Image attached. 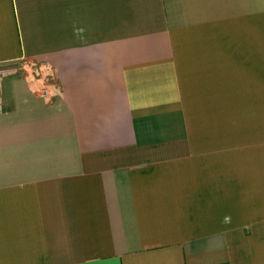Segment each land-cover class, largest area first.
Instances as JSON below:
<instances>
[{"label": "crops", "instance_id": "obj_1", "mask_svg": "<svg viewBox=\"0 0 264 264\" xmlns=\"http://www.w3.org/2000/svg\"><path fill=\"white\" fill-rule=\"evenodd\" d=\"M0 264H264V0H0Z\"/></svg>", "mask_w": 264, "mask_h": 264}, {"label": "built area", "instance_id": "obj_2", "mask_svg": "<svg viewBox=\"0 0 264 264\" xmlns=\"http://www.w3.org/2000/svg\"><path fill=\"white\" fill-rule=\"evenodd\" d=\"M9 70L5 69V68H1L0 67V103L3 100V96H2V91H1V86H2V76L7 73Z\"/></svg>", "mask_w": 264, "mask_h": 264}]
</instances>
